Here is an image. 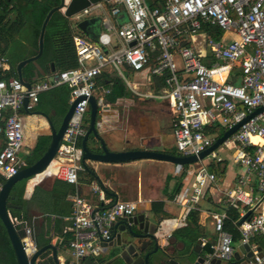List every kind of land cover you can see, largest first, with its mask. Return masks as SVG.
I'll return each mask as SVG.
<instances>
[{
    "label": "built area",
    "instance_id": "obj_1",
    "mask_svg": "<svg viewBox=\"0 0 264 264\" xmlns=\"http://www.w3.org/2000/svg\"><path fill=\"white\" fill-rule=\"evenodd\" d=\"M106 2L108 5L92 2L79 12L84 17L99 13L102 27L97 41L80 34L74 37L77 67L52 71L46 79L31 82L30 87L18 74L0 78V189L26 166L19 157L25 136L21 112L34 111L40 94L58 86H69L70 104L83 98L75 107L57 152L71 163L60 165L55 175L71 184L78 183L79 172L84 169L79 142L86 133L84 120L97 79L104 75H122L132 69L164 77L165 92L152 97L169 100L173 135L182 156L199 157L213 145L216 139L208 133V127L220 124L226 131L264 107V0ZM123 13L126 20L115 21ZM217 30L222 31L218 38ZM228 31L240 39H225ZM198 34L204 35V50H197L193 44ZM10 65L7 57H0L1 74L9 71ZM220 147L239 167V176L234 188L226 193L225 209L212 213L218 239L205 263L213 257L223 261L234 257V236L225 229V222L231 219L229 208L234 207L239 211L233 223L241 234L240 246L249 244L253 252L250 257L242 255L245 264H264V110L242 123ZM208 156L216 163L225 160L217 149ZM216 178L206 166L188 170V184L177 196L179 205L187 212L199 209L206 187ZM94 190L101 192L98 186ZM68 199L72 203L69 230L73 237L66 254L57 258L58 263L40 259L41 264H86V258H99L106 253L116 224L138 209L136 201H116L101 207L79 194ZM9 213L15 229L21 232L26 253L32 256L37 249L32 228L22 217Z\"/></svg>",
    "mask_w": 264,
    "mask_h": 264
},
{
    "label": "crops",
    "instance_id": "obj_2",
    "mask_svg": "<svg viewBox=\"0 0 264 264\" xmlns=\"http://www.w3.org/2000/svg\"><path fill=\"white\" fill-rule=\"evenodd\" d=\"M148 1L150 4L153 3V0ZM102 2L108 5L106 0ZM92 14L81 20L77 18L73 21L78 34L95 41L92 34H97V31L99 29L101 30L102 26L100 14L96 12H94L93 16ZM71 18L73 19V16ZM93 18H97L98 21L89 24V34H87L79 27V23ZM125 20L124 13L115 19L119 23ZM31 39L30 34L27 35L26 33L9 40V43L5 39H0V57L5 56L8 59L10 58L18 62L31 57L30 55L34 48ZM195 43H193L194 46ZM200 44L202 46L199 50H204V40ZM127 70L136 74L138 76L137 79L141 78L140 80L143 83L149 81L152 89L160 90V92L156 93L146 90V86L143 83L140 86L132 85L125 73L122 75L113 73L98 78L94 95L100 101L97 116V129L99 133L112 151L147 148L179 155L173 135V115L169 106L170 102L166 99L152 97L153 95L163 94L165 92V86L158 88V76L152 75L148 70ZM50 74L51 72L42 79H46ZM60 87L55 90L42 92L40 94V101L37 103L34 111L27 112L23 110L21 112L25 134L24 145L29 149L33 148L40 135L52 136L50 121L53 122L56 128L60 127L62 121H59L56 111L50 106V99H55L56 101L65 97L67 88ZM117 93L118 95L115 96V99L110 98V95ZM146 99L151 101V106L147 105L149 103L146 102ZM156 100H160V103H154ZM149 109L151 112L148 111ZM153 114H155L154 121L151 120L154 116ZM166 116L171 117L172 129L170 132L164 129V118ZM133 117L136 119H132ZM90 122L91 118L86 123L87 130L89 129ZM139 132L141 135H139ZM82 142L83 138L81 139V143H79L81 149ZM88 144L92 148L100 145L93 133L89 136ZM168 149L170 151H167ZM224 151L228 152L227 150ZM208 155L202 160L204 162L202 166H206L210 171L213 167H219L220 172L216 173V181L206 187L198 203L199 209H193L200 212L199 223L205 232L204 236L197 241L192 242L189 238L182 236L183 233H178L181 228L187 225V217L191 212H187V208L179 205L177 196L188 184V170H194V168L190 167L191 164L181 165L163 160L141 159L116 164L96 163L88 160V166L93 168L98 177L84 167L79 172L77 184H71L56 176L55 170H48L46 174L41 173L27 180L24 191V199L27 201L25 212L24 215L17 216L22 217L29 223V226L33 230V237L37 248H43L49 244H53L57 249L58 257H61L63 254H66L67 244L73 237V233L69 230L71 224L69 217L72 213V203L68 199L69 196L79 194L85 197L90 203L101 207L108 206L116 201H136L138 205L136 212L144 211L146 218L156 224L154 229L160 245L159 251H161V248H167L171 253L168 258H161L165 263H160V258H157L154 264H173L170 260H178V264H183L180 257L183 254L190 255L189 257L192 260L190 264H193L197 256L203 255L206 257L210 253L205 248L208 243L212 246L217 241L218 236L214 227L212 213L225 209L227 203L226 193L234 188L239 176V167L232 163L226 157V154H220L225 157L224 162H221V164L212 161ZM65 159L70 161L68 163H71L69 158ZM23 160L26 162L25 159ZM55 160L57 162L53 161L51 163L52 165L54 162H56L57 166L66 164L60 162L56 157ZM230 164L234 166V173L231 178L229 177L228 169ZM50 165L49 168L54 169ZM186 165L189 166L183 178L184 186L171 199L169 194L173 192L176 179L173 178L170 180L169 186L167 187L168 176L178 177L184 171V166ZM40 175L42 177L29 190V182ZM96 186L101 189V192H95L94 188ZM158 202H164V207L161 212H158L154 205ZM234 244L236 248H239L240 240L236 243L234 242ZM149 248L151 250L155 248L154 241L150 243ZM110 249L107 246L106 253L97 258L98 260H93L98 263L102 258H107ZM196 251H199V253ZM44 253H48V256L51 259L53 258V250L51 248L47 247ZM230 261L231 263L227 264H245V257L241 256L239 260L233 257L231 260L224 262ZM52 262H55L54 259H52Z\"/></svg>",
    "mask_w": 264,
    "mask_h": 264
},
{
    "label": "water",
    "instance_id": "obj_3",
    "mask_svg": "<svg viewBox=\"0 0 264 264\" xmlns=\"http://www.w3.org/2000/svg\"><path fill=\"white\" fill-rule=\"evenodd\" d=\"M103 0H61L59 6L54 7L47 14L39 37V49L38 53L34 56L28 57L20 61L17 65L18 76L23 79V68L25 65L31 61L37 60L43 53L44 50V37L46 32V27L49 19L55 11H62L68 17H72L75 14L79 13L83 8L89 6L92 2H100ZM109 1V0H108ZM97 18L86 19L79 23V27L89 34V24L97 22ZM100 29L97 31V34H92L95 41H97ZM54 70V68H53ZM31 82L26 81L27 87H30ZM83 98H78L70 104V107L64 116L62 123L59 128H56L53 122L50 121L51 131H52V140L49 145V148L44 153V155L38 159L33 165L21 169L16 175H13L7 179L0 189V219L7 229L9 239L12 243L13 249L15 251L16 260L18 264H41V256L44 253L45 249L51 248L53 250V258L55 262L58 263V252L56 247L53 244H49L43 248H37L32 256H28L24 249L23 242L21 240V232H18L10 219V213L8 208V198L10 196L13 186L23 179L30 180L31 178L37 176L38 174L43 173L47 170L49 165L55 160L58 149L62 143V138L66 131V126L74 113L77 103ZM28 99H25L27 103ZM100 102L95 95H92L90 98V126L86 134L83 137L82 142V163L83 166L93 172V168L89 167L87 161H94L96 163H125L130 161H136L141 159H155L169 161L175 164H192L198 162L199 159H204L208 154L218 149L220 145L227 140L241 125L242 123L247 122L252 116L264 110V107L261 106L257 108L254 112L248 115L244 120L238 122L233 127L226 130L222 136L217 138L212 146L203 151L199 157L196 155L182 156L174 153L151 150L147 148L142 149H131V150H122V151H112L109 149L106 141L103 139L99 133L97 126V116L99 111ZM93 133L98 142L97 147H90L88 144V139L90 134ZM100 146V147H99ZM96 175V174H95ZM97 176V175H96ZM98 177V176H97ZM153 226H156L155 222L146 218L145 212H139L136 215H133L125 220H121L116 224V229L112 240L109 242L108 246L111 248L108 251L107 258H102L98 263H96L91 258H86V264H154L157 261V258H160V263H165L161 258H168L170 256V251L167 248H161L159 251V242L157 241V236L155 234V229ZM154 241L155 248L150 249V243ZM160 252V253H159ZM199 253V251H196ZM246 253L250 257L253 252L250 249L249 244H244L240 246L235 251L234 257L236 260H239L241 256ZM263 253V252H262ZM188 254L181 255V260L183 264H190L192 262ZM206 257L203 255L197 256V259L193 264H226L223 260L213 257L209 262L205 263ZM173 264H178V260H170Z\"/></svg>",
    "mask_w": 264,
    "mask_h": 264
},
{
    "label": "trees",
    "instance_id": "obj_4",
    "mask_svg": "<svg viewBox=\"0 0 264 264\" xmlns=\"http://www.w3.org/2000/svg\"><path fill=\"white\" fill-rule=\"evenodd\" d=\"M61 0H0V39H5L8 43L9 40L15 39L16 36L21 34H30L31 40L33 42V51L30 56L35 55L39 49V37L43 22L50 12L56 6H59ZM209 29V28H207ZM76 27L74 26V21L71 17H68L64 12L58 10L55 11L48 21L45 37H44V50L42 55L36 60L28 63L23 68V76L26 80L30 82L41 81L45 78L47 74L54 71H64L72 69L78 66V54L75 46L74 37L78 35L76 32ZM222 34L221 30H217L215 37L218 38ZM19 39V38H17ZM22 39V38H21ZM20 39V40H21ZM11 69L4 74L0 73V78H9L13 75H17L16 67L18 61L11 60ZM108 75V74H107ZM157 87L160 88L165 86L164 77L158 76ZM60 87V86H58ZM53 88L51 90L57 89ZM66 87L65 97L61 100L55 101L50 99V106L56 111L57 118L61 122L66 115L70 107V97L71 89L69 86L62 85L60 88ZM159 93L160 90H156ZM121 94V92H119ZM110 95V98L115 99V96ZM40 101V99H39ZM88 110L85 125L87 131V122L90 121V115ZM220 124L215 126H210L207 128L208 133L212 136L215 132L220 131L218 137H213L215 139L223 135L225 130L221 129ZM222 130V131H221ZM51 135H40L36 141V144L30 149V153L26 157V166L33 165L38 159H40L44 153L49 148L51 143ZM81 143V140L80 142ZM221 164V163H218ZM57 164L54 162L52 167H56ZM188 166H184V171L178 176H168L167 187L169 186L170 180L176 179L173 192L169 194V197L173 199L176 194H178L184 186L183 178L186 175ZM211 171L215 173L220 172L219 167H213ZM34 184L37 181V177L32 180ZM27 179L18 181L12 188L10 196L8 198V208L9 212L13 215H24L25 206L27 201L24 199V191ZM33 184V185H34ZM33 188V186H32ZM31 188V189H32ZM30 189V190H31ZM155 208L158 212H161L164 207V202L155 203ZM187 217V225L179 230L178 233H183L182 236L189 238L192 242L197 241L199 238L204 236V228L199 223L200 212L198 210L190 211ZM237 209L234 207L229 208V213L231 219L225 222V229L231 232L234 236V242H238L241 239V234L237 226L233 223V219L238 217ZM264 246V243L261 244ZM206 250L211 252L212 246L210 243L206 245ZM15 251L13 249L12 243L9 239L7 229L0 219V264H18L16 260ZM41 259L46 260V262H52L51 257L48 253H44Z\"/></svg>",
    "mask_w": 264,
    "mask_h": 264
},
{
    "label": "rangeland",
    "instance_id": "obj_5",
    "mask_svg": "<svg viewBox=\"0 0 264 264\" xmlns=\"http://www.w3.org/2000/svg\"><path fill=\"white\" fill-rule=\"evenodd\" d=\"M94 14V13H93ZM93 14H92V16H93ZM75 16V17H74ZM73 16V20H75V19H77V18H79L80 20L81 19H83L84 18V16H82L80 13H77V14H75ZM226 35L227 36H229V37H232V38H234V39H239V36L237 35V34H235V33H232V32H230V31H228L227 33H226ZM196 38H197V41H196ZM196 38H195V48L197 49V50H199L200 48H201V44L200 43H202V41H203V35H196ZM125 75H126V77H127V79L130 81V83L132 84V85H142V80H140L141 78H138L137 79V75L136 74H134L133 72H131L130 70H126L125 71ZM145 81V80H144ZM143 85H145L146 86V90H148V91H154V92H157L156 90H153L152 89V85H150V83H149V81H146L145 83H143ZM146 102L147 103H149V104H147V105H149V106H151V101L150 100H147L146 99ZM154 103H160V100H156V102H154ZM149 112H151V110L149 109L148 110ZM147 111V112H148ZM154 116H153V118L151 119V120H155V114H153ZM135 117H133L132 119H134ZM136 119V118H135ZM134 121V120H133ZM171 117L170 116H166L165 118H164V129L166 130V131H169L170 132V130L172 129L171 128ZM221 129H223V130H225V128L224 127H221ZM134 130H135V128H134ZM222 131V130H221ZM219 133H220V131H217V132H215L214 134H213V136L212 137H218L219 136ZM139 135H141V133L139 132ZM171 140V139H170ZM172 141V140H171ZM167 151H170V149H168ZM217 151L219 152V154H228V152H225L224 150H222V148L221 147H219L218 149H217ZM30 153V149L28 148V147H26L25 145H23L22 146V149H21V151L19 152V157L20 158H22V160L23 159H26V157L28 156V154ZM203 163L204 162H202V161H199V162H195V163H192L191 164V168H194V169H198V168H200V167H202V165H203ZM229 177L231 178L232 177V175H233V173H234V166H232V164H230V166H229ZM49 171H53L52 169H50ZM42 177V175L41 176H38L37 177V180L38 179H40Z\"/></svg>",
    "mask_w": 264,
    "mask_h": 264
},
{
    "label": "bare ground",
    "instance_id": "obj_6",
    "mask_svg": "<svg viewBox=\"0 0 264 264\" xmlns=\"http://www.w3.org/2000/svg\"><path fill=\"white\" fill-rule=\"evenodd\" d=\"M225 36L226 37H224L225 39L226 38H228L229 36H227L226 34H225ZM239 39H240V37H239ZM239 39H237V40H239ZM196 41H197V38H196ZM254 140H256V141H258L259 139L258 138H254ZM57 158H58V160L60 161V162H62V163H68V162H70L69 160H67V159H65V158H62L61 156H59V155H57ZM54 161H56L57 162V160H54ZM52 165V164H51ZM50 165V166H51ZM59 166V165H58ZM58 166H56L54 169H52V168H49L48 170H50V169H52V170H57V168H58ZM41 176V175H40ZM33 184H34V181H30L29 182V185H28V189L30 190L31 188H32V186H33Z\"/></svg>",
    "mask_w": 264,
    "mask_h": 264
},
{
    "label": "flooded vegetation",
    "instance_id": "obj_7",
    "mask_svg": "<svg viewBox=\"0 0 264 264\" xmlns=\"http://www.w3.org/2000/svg\"><path fill=\"white\" fill-rule=\"evenodd\" d=\"M137 213H138V212H136L134 215H136ZM153 228H155V226H153ZM225 263H226V264H227V263H231V261H230V262H225Z\"/></svg>",
    "mask_w": 264,
    "mask_h": 264
}]
</instances>
